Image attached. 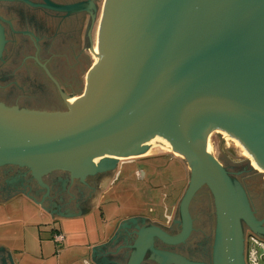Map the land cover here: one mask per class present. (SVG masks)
Masks as SVG:
<instances>
[{
    "label": "water",
    "instance_id": "95a60500",
    "mask_svg": "<svg viewBox=\"0 0 264 264\" xmlns=\"http://www.w3.org/2000/svg\"><path fill=\"white\" fill-rule=\"evenodd\" d=\"M92 7L86 48L98 61L84 94L67 99L58 85L68 105L58 112L0 102V166H29L38 178L66 170L84 180L122 158L170 147L192 167L180 204L183 230L171 236L153 228L135 264L155 236L170 243L189 236L190 206L203 185L217 210V264H245L240 220L254 229L259 223L225 159L212 155V132L238 141L264 172V0H105L101 13ZM5 43L0 25V60ZM249 164L241 166L245 174L255 171Z\"/></svg>",
    "mask_w": 264,
    "mask_h": 264
},
{
    "label": "flooded vegetation",
    "instance_id": "af4514ba",
    "mask_svg": "<svg viewBox=\"0 0 264 264\" xmlns=\"http://www.w3.org/2000/svg\"><path fill=\"white\" fill-rule=\"evenodd\" d=\"M47 1L58 6L85 3L87 9L68 13L54 9ZM95 3L96 0H0V25L3 27L4 37H12L17 43V45L14 44L17 47H14L16 52L24 55V60L34 64L55 87L59 101L64 106L60 111H67L68 105L59 87L67 99L78 98L84 94V80L81 79L80 85L74 87L73 83L66 81L65 76L58 74L60 56L53 52L52 31L53 29L56 31V39L58 35L65 36L70 31L77 33V36L82 39L87 29V27L84 29L86 22H89V25L93 23L92 5L95 6ZM89 27L84 35L91 45L92 34ZM6 57L0 60V81L4 80L8 69L12 67L8 55ZM45 67L58 84L48 76ZM91 67H88L86 72ZM2 89L4 86L0 85V91ZM2 102L22 108L19 101L12 103L9 100H2ZM233 142L239 145L237 141L233 140ZM226 155L230 161H223L225 169L230 175L236 176L242 184L252 215L259 223L258 228L254 229L247 218L240 220L245 264H264V177L258 174V170L252 166V163L249 165L255 169L253 175H245L247 167L239 165L248 159L246 153L237 156L235 151L229 150ZM123 160L112 166L101 167L98 171L86 175L84 180L81 177H74L71 171L66 170L50 171L38 178L29 166L15 164L0 166V205L27 201L40 211L45 225L84 218L94 209L96 210V205L98 206L101 198L117 181L125 164L135 162V160ZM255 180L262 182L255 184ZM251 189L260 190L257 192L259 194L257 198L252 196ZM208 198L210 200L213 198L212 192L207 185H203L191 203L192 230L184 241L170 243L155 236L147 246L139 264H217V214L210 216L208 225L205 221L199 224L193 210L197 199L202 202L209 200ZM180 202L177 201L172 215L169 214L168 206L163 208V215L159 220L144 215L120 220L108 238L95 243V256H90V263L135 264L144 237L153 228L160 229L171 236L179 235L183 230ZM164 257L166 260H163ZM0 264H16L11 254L2 246H0Z\"/></svg>",
    "mask_w": 264,
    "mask_h": 264
},
{
    "label": "rangeland",
    "instance_id": "374dc122",
    "mask_svg": "<svg viewBox=\"0 0 264 264\" xmlns=\"http://www.w3.org/2000/svg\"><path fill=\"white\" fill-rule=\"evenodd\" d=\"M101 1H96L98 13L104 7L105 0ZM89 24L86 22L84 29H87L84 34ZM84 34L80 39L77 33L70 31L65 36L58 35L56 39V31L53 29L51 35L54 37L53 52L60 56L58 74L65 76L66 81L73 83L74 87L80 85L81 79L84 80L83 92L88 73L86 71L97 61L92 50L86 48ZM5 41L2 59L8 55L12 67L8 69L4 80L0 81V85L4 86L0 91V102L19 101L21 109H45L44 111L49 112H58L64 108L57 90L45 75L29 61L25 60L22 64L25 56L14 49L17 48L14 46L17 45L14 39L5 37ZM228 137L221 132H212L215 148L212 155L219 162V155L230 161L226 155L229 150L235 151L237 156H242L246 151L238 141L239 145ZM179 156L169 150L134 159L122 158L135 162L125 164L117 181L101 198L98 206L96 205V210L84 218L45 225L40 211L27 201L0 205V246L11 254L16 264H89V254L93 252L95 243L108 238L120 220L140 215L159 220L163 215V208L167 206L170 209L169 214L172 215L177 201H182L192 173L188 161L180 159ZM252 159L248 155V159L239 166L253 162ZM253 172L245 175H253ZM257 172L264 177L263 171ZM235 178L239 181L236 176ZM260 182L262 181H254L255 184ZM259 191L252 190V196L257 198ZM208 199L202 202L197 199L193 205L199 224L205 221L208 225L210 216L217 214L214 198ZM57 233L65 236V241L61 244L55 239Z\"/></svg>",
    "mask_w": 264,
    "mask_h": 264
},
{
    "label": "built area",
    "instance_id": "2783aa9c",
    "mask_svg": "<svg viewBox=\"0 0 264 264\" xmlns=\"http://www.w3.org/2000/svg\"><path fill=\"white\" fill-rule=\"evenodd\" d=\"M55 239L58 243H61L64 241V236L62 234H57Z\"/></svg>",
    "mask_w": 264,
    "mask_h": 264
},
{
    "label": "bare ground",
    "instance_id": "6f19581e",
    "mask_svg": "<svg viewBox=\"0 0 264 264\" xmlns=\"http://www.w3.org/2000/svg\"><path fill=\"white\" fill-rule=\"evenodd\" d=\"M94 50H92V52H93ZM93 54H94V52H93ZM95 55V54H94ZM96 56V55H95ZM96 60L98 61V58L96 57ZM225 134V133H224ZM228 136V135H227ZM234 140V139H233ZM235 141V140H234ZM238 143V142H237ZM239 144V143H238ZM169 150H171V152H173V150L172 149H170V147H167ZM244 153H246L247 154V156L249 155L248 153H247V151H244ZM249 157H250V155H249ZM252 158V157H251ZM120 160H122V159H120ZM252 160H254V159H252ZM255 161V160H254Z\"/></svg>",
    "mask_w": 264,
    "mask_h": 264
},
{
    "label": "crops",
    "instance_id": "0c3cea01",
    "mask_svg": "<svg viewBox=\"0 0 264 264\" xmlns=\"http://www.w3.org/2000/svg\"><path fill=\"white\" fill-rule=\"evenodd\" d=\"M89 255L93 257V252H91Z\"/></svg>",
    "mask_w": 264,
    "mask_h": 264
}]
</instances>
